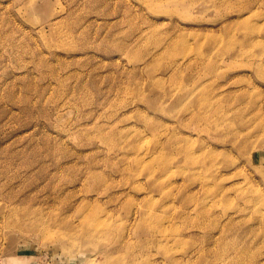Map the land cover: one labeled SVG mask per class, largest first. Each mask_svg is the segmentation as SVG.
<instances>
[{
    "label": "rangeland",
    "instance_id": "rangeland-1",
    "mask_svg": "<svg viewBox=\"0 0 264 264\" xmlns=\"http://www.w3.org/2000/svg\"><path fill=\"white\" fill-rule=\"evenodd\" d=\"M0 264H264V0H0Z\"/></svg>",
    "mask_w": 264,
    "mask_h": 264
},
{
    "label": "bare ground",
    "instance_id": "bare-ground-1",
    "mask_svg": "<svg viewBox=\"0 0 264 264\" xmlns=\"http://www.w3.org/2000/svg\"><path fill=\"white\" fill-rule=\"evenodd\" d=\"M161 1H164V0H161ZM167 1H169V0H167ZM36 8H37L36 5H33V4L30 5L31 11H34ZM195 102H197L196 99H195Z\"/></svg>",
    "mask_w": 264,
    "mask_h": 264
}]
</instances>
